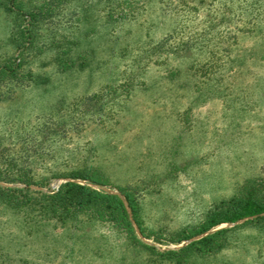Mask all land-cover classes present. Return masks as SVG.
Listing matches in <instances>:
<instances>
[{
    "label": "rangeland",
    "instance_id": "374dc122",
    "mask_svg": "<svg viewBox=\"0 0 264 264\" xmlns=\"http://www.w3.org/2000/svg\"><path fill=\"white\" fill-rule=\"evenodd\" d=\"M7 4L0 185L34 201L68 181L125 201L123 188L137 207L125 201L133 240L89 211L0 201V264H264L255 217L208 231L229 228L216 251L157 254L198 238L171 241L221 201L253 189L264 202V0Z\"/></svg>",
    "mask_w": 264,
    "mask_h": 264
},
{
    "label": "trees",
    "instance_id": "16d2710c",
    "mask_svg": "<svg viewBox=\"0 0 264 264\" xmlns=\"http://www.w3.org/2000/svg\"><path fill=\"white\" fill-rule=\"evenodd\" d=\"M13 4H15V0H8L6 6L9 10H12L11 5ZM17 6L19 10L20 7L18 4ZM2 73L6 72L4 71V67L0 66V78H2ZM69 176L89 179L97 183L103 182L97 175H87L78 171L70 173ZM120 190L125 197L127 205L131 208L133 215H135L137 207L135 199L126 189L121 188ZM0 201L6 202L13 208H22L23 206L31 204H38L43 208V216L49 215L52 218L56 217L59 219H63L77 212L89 211L92 216H95L94 218L106 219L109 223L113 222L116 224V227L124 230L133 240L135 239L134 229L128 217L125 201L116 194L96 190L84 184H78L72 181L65 182L54 193H42L38 201H34L33 196L25 192L23 188L0 185ZM99 212L104 216L97 217L96 214ZM248 217L264 220V202L256 197L253 189H247L239 197L233 196L228 200L221 201L207 213L206 219L199 226L182 231L181 236H176L171 241L180 244L193 237L198 238L177 249L157 251V254L175 263H180L182 258L185 260L189 255H202L216 251L223 246L224 242L221 239L229 228L222 227L215 231H208L221 224L233 223ZM206 232L208 233L206 234ZM141 245L147 250H156L151 245L144 243Z\"/></svg>",
    "mask_w": 264,
    "mask_h": 264
}]
</instances>
